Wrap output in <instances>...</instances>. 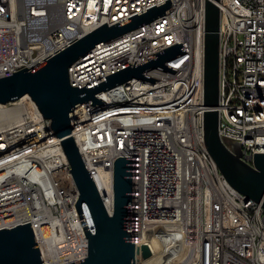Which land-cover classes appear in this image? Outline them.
Segmentation results:
<instances>
[{
	"label": "built area",
	"instance_id": "1",
	"mask_svg": "<svg viewBox=\"0 0 264 264\" xmlns=\"http://www.w3.org/2000/svg\"><path fill=\"white\" fill-rule=\"evenodd\" d=\"M162 1L0 0V77ZM171 1L169 12L97 43L69 75L82 87L183 42L187 51L164 61L178 69L152 66L144 74L156 82L134 77L97 93L105 106L78 104L72 135L111 215L115 159L132 156V240L160 245L142 264H264L263 202L230 184L205 143L206 0ZM219 5V134L255 166L264 153V0ZM12 102L0 104V229L31 221L45 264L87 257L62 142L34 101L20 116L2 114Z\"/></svg>",
	"mask_w": 264,
	"mask_h": 264
},
{
	"label": "water",
	"instance_id": "2",
	"mask_svg": "<svg viewBox=\"0 0 264 264\" xmlns=\"http://www.w3.org/2000/svg\"><path fill=\"white\" fill-rule=\"evenodd\" d=\"M220 0H206L204 100L205 143L219 169L237 190L264 205V153L255 155V166L241 159L242 146L233 143V151L219 134L220 103ZM164 0L112 25L107 22L75 38L31 67H23L0 77V104L29 95L44 117L51 120L56 136H60L79 189L77 209L89 238V255L67 264H142L159 249L157 240L146 237L132 240V156L115 159L114 212L109 214L90 170L87 169L77 142L73 112L85 101L105 106L97 93L137 77L156 82L144 70L158 66L175 72L178 68L165 64L186 50L176 42L135 65L131 63L82 87L72 85L69 68L100 41L113 39L173 9ZM136 61V60H135ZM0 264H45L31 221L0 229Z\"/></svg>",
	"mask_w": 264,
	"mask_h": 264
},
{
	"label": "bare ground",
	"instance_id": "3",
	"mask_svg": "<svg viewBox=\"0 0 264 264\" xmlns=\"http://www.w3.org/2000/svg\"><path fill=\"white\" fill-rule=\"evenodd\" d=\"M25 101H28V102H30L31 101V103H33L34 104V102H33V100L31 99V97L29 96V95H25V96H23V97H21L17 102H12V105H15L14 107H12L10 110H9V112H5V113H2V114H4V115H7V114H12L13 116L15 115V116H20V115H22L23 113H24V111L23 110H20V109H22V107H24V102ZM11 117V116H10ZM74 136V135H73ZM57 137V142H59V141H61L62 142V140H61V137L60 136H56ZM150 262V261H149ZM149 262H146V263H144V264H148Z\"/></svg>",
	"mask_w": 264,
	"mask_h": 264
},
{
	"label": "rangeland",
	"instance_id": "4",
	"mask_svg": "<svg viewBox=\"0 0 264 264\" xmlns=\"http://www.w3.org/2000/svg\"><path fill=\"white\" fill-rule=\"evenodd\" d=\"M18 100H15L14 102H17Z\"/></svg>",
	"mask_w": 264,
	"mask_h": 264
}]
</instances>
